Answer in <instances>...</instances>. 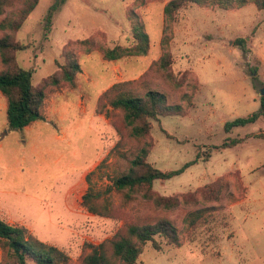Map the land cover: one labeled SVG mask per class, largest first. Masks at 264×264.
<instances>
[{
	"label": "rangeland",
	"instance_id": "374dc122",
	"mask_svg": "<svg viewBox=\"0 0 264 264\" xmlns=\"http://www.w3.org/2000/svg\"><path fill=\"white\" fill-rule=\"evenodd\" d=\"M167 1L64 0L47 32L45 16L55 0H39L17 31L0 29V37L9 33L27 45L15 52L16 64L32 69L33 83L46 91L45 119L23 129L9 127L0 92V218L64 250L67 264H79L87 244L113 237L127 222L159 217L176 224L181 244L156 235L161 249L149 241L135 264H264V112L254 122L224 126L262 106L264 11L249 0L242 6L240 0H206L183 8L167 31L172 59L165 69L158 61ZM21 5L5 7L0 21L16 17ZM133 13L149 34L148 53L105 59L101 47L134 43ZM238 38L248 50L235 43ZM70 54L81 66L75 85L53 83L51 76ZM117 82L125 83L102 97ZM150 89L166 93L168 104L181 109L149 119V134L134 137L109 99ZM227 138L242 140L222 147ZM142 146L149 149L147 161L162 170L197 160L153 183L155 193L179 197L177 207L158 206L142 191L106 192ZM220 178V198L204 201L203 187ZM89 186L102 192L108 216L84 206ZM207 206L197 225L185 222L188 211ZM5 260L0 246V262Z\"/></svg>",
	"mask_w": 264,
	"mask_h": 264
},
{
	"label": "trees",
	"instance_id": "16d2710c",
	"mask_svg": "<svg viewBox=\"0 0 264 264\" xmlns=\"http://www.w3.org/2000/svg\"><path fill=\"white\" fill-rule=\"evenodd\" d=\"M15 1H22L18 15L14 18H4L0 21V29L10 32L17 31L29 17L39 0H0V13L5 7L12 5ZM248 0H240L239 6ZM258 9L264 11V0H249ZM64 0H55L45 16V29L50 31L53 17ZM206 0H168L164 6V36L162 39L163 54L159 64L167 69L171 64V53L167 49L169 37L167 31L180 10L192 3L202 5ZM132 35L134 43L131 45L116 44L113 47H101L103 57L107 60H116L127 56L145 55L149 51L150 39L145 29L144 22L135 13L132 14ZM5 33L0 37V57L3 68L0 70V92L7 100V122L10 128L23 129L36 120L45 119L43 107L46 91L33 83V70L16 64L15 52L27 47L19 42L13 35ZM235 43L244 50L246 41L238 38ZM90 50V48L88 49ZM81 72V66L73 54H70L66 63L60 65V69L51 76L53 83L61 80L75 85V76ZM125 82H117L107 89L102 97H108L119 86ZM262 106L259 110L248 116H240L225 123L226 129L245 125L256 121L264 112V95H261ZM109 105L115 109H121L126 125L134 137H143L149 134L151 122L149 119L157 118L159 115L170 114L172 111L180 110V105L168 104L167 94L154 89L148 90L144 95H132L115 93L109 99ZM259 135H264L260 133ZM242 138H227L222 147L235 145ZM149 149L142 146L139 152L131 160L130 167L120 175L112 179L106 192L113 190L126 192L130 196L133 192L142 191L146 198L152 199L158 206L174 208L181 201L177 196H164L153 191V183L156 179H169L182 173L187 167L197 162L196 159L186 162L178 169L162 170L147 161ZM90 179V178H89ZM225 184L223 180L217 179L205 185L201 195L204 201H215L221 196ZM194 200L197 196L192 194ZM83 204L91 212L108 216L111 208L104 199L102 192H96L89 186L83 194ZM207 207L196 208L187 212L184 220L190 226L197 225L206 215ZM156 235L162 236L167 243L180 245V232L176 224L169 218L159 217L156 220H133L127 222L113 237L107 238L100 243L87 244V251L80 257L79 264H135L144 246L151 241L156 249H161V243ZM0 246L5 251L9 260L0 264H67L70 256L56 245L47 243L34 235L28 227L13 224L0 218Z\"/></svg>",
	"mask_w": 264,
	"mask_h": 264
},
{
	"label": "water",
	"instance_id": "95a60500",
	"mask_svg": "<svg viewBox=\"0 0 264 264\" xmlns=\"http://www.w3.org/2000/svg\"><path fill=\"white\" fill-rule=\"evenodd\" d=\"M260 94H261V95H264V88H262V89L260 90Z\"/></svg>",
	"mask_w": 264,
	"mask_h": 264
},
{
	"label": "crops",
	"instance_id": "0c3cea01",
	"mask_svg": "<svg viewBox=\"0 0 264 264\" xmlns=\"http://www.w3.org/2000/svg\"><path fill=\"white\" fill-rule=\"evenodd\" d=\"M249 53H251V54H252V53H253V51H252V50H250V51H249Z\"/></svg>",
	"mask_w": 264,
	"mask_h": 264
}]
</instances>
